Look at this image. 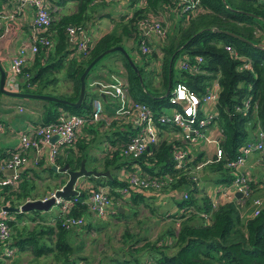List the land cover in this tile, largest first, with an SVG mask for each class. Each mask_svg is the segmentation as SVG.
Listing matches in <instances>:
<instances>
[{
  "label": "trees",
  "instance_id": "trees-1",
  "mask_svg": "<svg viewBox=\"0 0 264 264\" xmlns=\"http://www.w3.org/2000/svg\"><path fill=\"white\" fill-rule=\"evenodd\" d=\"M75 1L76 7L72 13L60 16L56 20L50 16L47 31L52 44L48 49L38 48L37 52L30 56V64L24 66L20 75L21 78L26 73L28 79L19 82L18 90L44 94L46 85L55 82L54 75L62 71L64 79L70 83L71 93L56 97L74 102L78 96L79 76L84 67L102 51L117 45L123 47V41L131 40L133 46L130 51L135 50L137 56L132 53L128 55L138 69L141 82L119 51L110 54L118 58L122 69L120 76L125 81L128 97L146 104L155 116L171 108L167 96L160 97L164 94L168 81L170 89L175 83L180 82L199 96L213 79H217L219 90L213 109L216 114L213 124L220 133L219 146L222 158L217 162L202 165L199 171L211 175L215 184H228L233 174L226 167V162L233 159L240 146L251 141L258 130L264 133V0H198L199 10L175 22L172 19L164 39H157L155 48L149 54L138 51V42L143 38L138 21L144 16H167L166 12L170 18H174L173 12H179L178 0H143L141 6L132 1L129 13L121 14L114 22L112 30L92 41L84 55L68 49L65 28L68 25L84 28L90 18L91 6L97 2ZM133 3L135 6H131ZM225 46H229L236 56L225 50ZM69 53H73V56L67 58ZM197 56L201 57L199 63L195 60ZM182 60L188 63L187 69L179 68V62ZM244 60L250 62L249 69L242 68ZM139 61H143L142 64H139ZM149 61H153L156 66L146 71L145 67ZM98 65L97 61L88 71L85 77L84 96L77 107L41 100L43 109L40 122L41 124L54 122L58 116L66 114L89 116L92 112V101L95 99L101 105L100 119L95 123L86 124L84 126L86 133L79 134L72 144L60 147L52 163L46 162L41 166V160L38 159L35 164L30 160L20 168L16 186L1 187L0 207L3 205L17 207L27 198L30 200L42 198V194L35 191L33 182L39 177L37 171L45 173L51 180L62 177L59 183L53 185L54 188H60L66 173L56 172L52 166L59 168L67 164L68 169L76 170L82 159L84 166L88 160L99 162V169L85 167L86 169L108 170L110 175L88 176L84 182L91 184L93 188L104 187L108 190L109 196L117 198L119 197L117 190L126 186V182L116 172L121 169L132 171L134 168L131 166L136 164L141 175L179 174V177L158 191L129 188L128 202L122 204L121 201L115 211L107 216L108 218L114 216L116 221L124 222L125 211L119 212V208H132L134 214L135 206L148 207L146 198H150L151 193H179L181 190H185L188 196L186 199L180 196L172 197L176 209L184 211L191 208L193 212L189 216L183 212L167 215L166 220L171 222L164 225L165 229L152 241L140 243L136 238L142 236L140 233L125 230L124 237L115 247L119 257L114 263L148 264V261H153L154 264H264V177L257 183H254L251 177L250 196L243 199L242 205L236 198L211 209L207 196L200 198V204L196 203L195 193L198 191L199 178L193 179L196 165L204 163L206 158L203 157V152L191 150L192 146L183 142L179 135L168 136L170 132L178 134L175 128L156 124L155 143L150 144L137 159L122 157L121 146L134 136L137 130L130 122L116 118L114 113L118 102L115 97L105 95L101 98L97 93L93 83L100 81L97 79L105 80L104 76L96 72ZM107 72L118 75L116 68H107ZM153 76L158 77L157 88L151 84ZM246 99L249 103L248 107L244 108L243 102ZM100 126L104 127L101 132ZM96 135L104 144L100 148L103 152L99 158L91 156L88 152ZM175 147L187 149L189 153L188 162L180 170L174 169L171 157ZM7 155L0 150V159ZM80 192L82 196L76 197L78 201L71 207L69 214L82 218L83 223L78 227L81 231L96 224L83 219V216L90 213L81 202L86 192L84 190ZM253 198L261 200L256 215H252ZM201 211L209 214L207 221H202L199 217L198 213ZM241 211L245 215H242ZM30 212V215L26 212L8 213L13 216L7 220L11 229L9 245H14L17 252L28 251L35 257L50 254L52 262L49 264H77L82 259L84 260L80 264H87L85 256H82L77 251L78 247L74 248L72 244L71 238L76 228L65 230L60 227L58 212L52 226L40 224L43 222L42 217L39 219L40 222L34 223L33 215L37 216L38 211ZM26 214L27 222L33 223L31 226L23 220ZM194 216L199 217L201 221L193 224L191 218ZM52 235L53 239L50 237ZM3 245L0 242L1 262L4 257ZM171 248L173 250L168 252L167 249ZM139 250L148 252L149 258L141 260L133 256V251Z\"/></svg>",
  "mask_w": 264,
  "mask_h": 264
},
{
  "label": "built area",
  "instance_id": "built-area-1",
  "mask_svg": "<svg viewBox=\"0 0 264 264\" xmlns=\"http://www.w3.org/2000/svg\"><path fill=\"white\" fill-rule=\"evenodd\" d=\"M21 8L23 6L32 9V27L33 32L30 37V42L20 48L10 59V67L13 79L8 85V89L17 88L14 77H20L22 69L25 66L26 60L30 58L38 48L48 49L52 44L48 34V26L51 21L49 9L44 0H14ZM104 0H96L101 2ZM143 2V0H140ZM179 12L181 18L187 17L189 13L194 14L199 10L198 0H178ZM0 19L11 20V15H6L0 12ZM138 27L143 31V38L138 42V51L142 54H149L152 47L146 41L145 37L148 33H152L156 39L163 40L167 28L160 16H144L138 21ZM65 35L67 39V46L74 53L86 54L88 47L91 44L90 38L85 34L84 28L81 26L68 25L65 28ZM225 50L235 53L229 46L224 47ZM197 63L201 62V57H195ZM180 69H187L189 67L186 61L179 62ZM243 69L250 68V62L244 60L242 63ZM196 70V67H194ZM22 81L28 79V74H24ZM110 83L94 82L99 84V92L102 95L115 97L118 106L115 109L116 118H122L130 122L132 127L136 128L137 133L131 136L130 139L121 146L120 154L124 158L137 159L157 140L156 124L166 125L169 128H175L178 132L179 138L189 144L190 146L199 144L213 145V158H206L204 163L198 164L195 167V176L198 178L199 170L202 165L211 162H217L222 158V150L219 146L220 133L217 131V136L209 134V126L213 124L216 117L213 111L218 95V82L213 79L209 85L205 87L201 95H197L190 90L183 83L177 82L169 90L167 100L170 104V112H163L154 115L151 109L142 102L131 100L126 93V86L124 79L117 75H111ZM249 100L243 102V107H248ZM21 111V108H19ZM101 117V105L98 100L92 101V112L89 116H82L77 114L60 115L54 122L39 124L37 127L30 128L18 135V147L10 152L5 158L0 160V187L2 186H16L19 181V169L26 165L29 160L28 151H31V163L35 164L41 154L42 148L48 146L47 161L52 163L62 146L72 144L75 138L81 134L82 129L86 124L95 123ZM255 153L264 165V133L258 130L255 137L242 144L238 150L237 155L226 162V167L233 174L232 180L228 184H223L222 187L217 188L224 196L226 192H239V204H243V199L250 196V175L244 171L245 161L248 155ZM171 157L174 162V169L180 170L184 168L188 162L189 153L187 149L175 147L171 152ZM132 171L120 170L121 177L124 178L126 186L118 189L119 197L115 198L109 196L108 190L104 187L93 188L87 182L78 180L74 184V188L80 192H86L85 198L81 201L85 204L87 211L95 218L104 219L109 214L113 213L118 207L122 199L128 197L129 188L139 190L158 191L175 181L179 177L177 175H163V176H147L141 175L136 164L132 165ZM12 170V173H9ZM124 176V177H123ZM79 188V189H78ZM60 189V188H59ZM81 193V192H80ZM220 195V194H219ZM53 193L47 197H52ZM182 199H186L188 194L185 190L179 192ZM77 196H70L68 198L54 197L53 206L57 207L59 214V224L65 230L78 228L83 220L81 217L72 216L69 214L71 207L77 203ZM46 198V197H45ZM43 198V199H45ZM42 199V200H43ZM236 199V198H235ZM211 209L217 208L218 201L212 200L208 197ZM261 205V200L253 198L251 206L253 207L252 215H256L258 208ZM185 213L189 216L193 210L191 208L180 209V213ZM199 217L202 221L209 219V214L199 212ZM7 213L0 208V242L3 243L2 255L4 257H11L16 251V247L9 245L11 229L7 223ZM79 264V263H78Z\"/></svg>",
  "mask_w": 264,
  "mask_h": 264
},
{
  "label": "crops",
  "instance_id": "crops-1",
  "mask_svg": "<svg viewBox=\"0 0 264 264\" xmlns=\"http://www.w3.org/2000/svg\"><path fill=\"white\" fill-rule=\"evenodd\" d=\"M49 11H50V16L53 18V20L58 19L60 16L66 15V14H70L75 10L76 7V1L75 0H44ZM114 1L122 3V5L120 4H114ZM129 2L127 3L125 0H104L101 1L99 3H94L92 4L91 8H90V18L89 20L86 22L85 27H84V31L85 34L88 38H90L91 41H96L98 38H100L102 35H104L105 33L109 32L110 30H112L113 24L114 22H116L120 15L123 12L126 11H130V4L132 1H135L137 6H141L143 4V2H141L140 0H128ZM125 2V4H124ZM135 3H133L131 6H134ZM0 12L4 13L6 15H11L12 19L8 20V19H0V67L4 70L5 73V78H4V87L7 90L10 91H18V92H22L18 90V86L15 89H8V85L10 84V81L13 79L12 76V72H11V67H10V59L11 57L23 46L27 45L30 41V37L31 34L33 32V27H32V17H33V13H32V9L30 7L27 6H23L21 8H18L16 2L14 0H0ZM174 13V18H173V22L180 20L181 19V15H178L177 12H173ZM125 14V13H124ZM167 16H165L167 19L170 18V15L168 12H166ZM164 15H160V18H162L163 23L165 24L166 28L168 29V27L170 26V24L172 23L171 21H167L164 19L163 17ZM146 41L150 44V46L152 48H155V42H156V38L152 33H148L147 36L145 37ZM132 42H130L129 40H125L123 41V48L128 52V54L130 55V53H132V55L137 56V53L135 50H131L132 47ZM69 49V47H68ZM73 56V53H69L67 58H70ZM131 57V56H130ZM30 60H26L25 66L30 64ZM143 61H139V64H142ZM155 64L153 63V61H149L148 62V66L145 67V70L147 71L148 69L152 68ZM156 66V65H155ZM116 68V73L118 74L117 76L121 78L120 74L122 72V69L119 65V61L118 58H116L115 55H111L107 60H104V62L99 63L98 68L96 70V72L98 73V75L100 76H104L105 80L102 79H97L103 81V82H108L110 80V76L114 73H108L107 72V68ZM109 75V76H108ZM14 81L16 80L17 85L19 84V82H22V79L20 77H14ZM122 79V78H121ZM95 82H99V81H95ZM151 84L153 87L157 88L158 87V77L157 76H153L151 79ZM66 91H64L62 94L63 95H69L71 93V87L70 84L67 83L66 86ZM97 93H99V96L101 94V92H99V88H97ZM28 93V92H27ZM45 94V93H44ZM3 95V94H2ZM2 99V103L0 105V117L3 119V121L1 122L0 120V150L4 151L6 153V155L9 152H13L14 149H16L18 147V135L24 131L29 130L30 128H34L37 127L39 124H41L40 120L42 119V104L40 103L39 100H33L30 101L27 105L23 104L21 102L22 98H17V97H9L6 95ZM104 96V95H103ZM101 97V96H100ZM102 98V97H101ZM104 98V97H103ZM26 107L28 108V111H26ZM19 108H21V111H19ZM26 111V114H24V112ZM165 112V111H164ZM26 115V116H25ZM120 120H123L122 118H119ZM122 121V122H123ZM40 122V123H39ZM4 124V125H2ZM86 128L82 129L81 134L84 135L86 133ZM217 131L218 128L215 124H211L209 126V134L212 136L217 135ZM174 136V137H178V134H172L171 132L168 134V136ZM95 140L92 142V147L94 148H101L102 144L99 136H94ZM99 139V140H98ZM98 142V143H95ZM98 144V145H96ZM205 144H203L202 146L199 145H194L192 147H190L191 150H196V151H201L203 152V157L205 158H213V154L208 155L207 153L205 154L204 152V147ZM91 146V145H90ZM94 150V149H93ZM96 151V149H95ZM28 156L30 157L29 160H31L32 157V153L31 151H28ZM47 153H48V146H44L42 148L41 154L39 156V160H41V166H43L47 161ZM94 155H99L97 152H94ZM5 157L2 156L1 159H3ZM0 159V160H1ZM30 162V161H28ZM28 162L26 164H28ZM97 164V169L100 168L99 162H94ZM92 168V167H90ZM244 171H246L250 177L253 178L254 183H257L258 181H260L261 178L264 177V165L263 163L260 161V159L258 158V156L255 153H252L250 155L247 156L246 161H245V165H244ZM57 172V171H56ZM40 173V174H39ZM39 177L38 178H32L38 181H48L49 178L45 173L42 172H38ZM42 174H45V177H41ZM116 174H119V176H121L120 171L116 172ZM202 174H206L208 176V179L204 180V181H200L197 184V193H195V197H196V203L200 204V198L202 196H207V198L209 197L212 200H217L218 201V205L224 203V202H230L232 200H234L236 197L234 195V192L232 191H228L226 192V196H224L221 192H219L217 190V188L222 187L223 184H215L211 178V175H208L206 172H202L200 171L198 174V178L202 175ZM124 177V176H123ZM62 178V177H60ZM55 179L51 181V185L52 187H49L50 189H54L53 185L59 183V180ZM78 180V179H77ZM79 181H83V180H79ZM44 189L43 192L41 194H43L44 196V191L46 190H50V189ZM1 190V187H0ZM182 191V190H181ZM220 194V195H219ZM151 196L149 197H154V198H158L159 200H161V202H165L166 204V210H168L167 212L169 214L172 213H180V211L178 209H176L172 197L176 196L177 198L179 197V193L177 192H165V193H154V194H150ZM128 198V197H127ZM124 198L122 199V204L128 202V199ZM239 198V197H238ZM1 199V197H0ZM126 207V206H124ZM122 212L125 211V209H122ZM29 215L31 214L30 211L27 212ZM57 211L52 212V210H50V208L46 211H38L37 216L33 217L35 218L34 223L40 222L39 219L42 217L43 222H40V224L42 223L43 225H53V222L55 220V215H56ZM28 214H26L25 216H27ZM7 218L10 219L11 216H9V214L7 213ZM146 220L148 221H155V217L153 215H151L148 212H146ZM111 219V220H115L116 221V217H110V218H106ZM191 222L193 224H197L199 223L201 220L199 217L194 216L193 218H191ZM91 221H95L92 218H90ZM26 221V220H25ZM24 221V222H25ZM27 222V221H26ZM167 223L166 218L164 219V224ZM33 224V223H32ZM146 226L142 227H137L135 228V231H130V232H138L141 235H146ZM52 237L51 239H53V235L50 236ZM49 241V239L47 240ZM173 249H167V251H172ZM25 252V251H23ZM23 252H19V253H23ZM117 252V251H116ZM117 255H119V252H117ZM22 256V254H21ZM122 256H125L124 254H122ZM133 256H136L138 258H140L141 260H147L148 254L145 255V251L144 250H139V251H133ZM17 259V256L13 257L12 260L14 261L15 259ZM11 260V261H12ZM5 263V262H3ZM0 261V264H3ZM15 264H20V262H15ZM49 264V263H46ZM148 264H154V262H150L148 261Z\"/></svg>",
  "mask_w": 264,
  "mask_h": 264
},
{
  "label": "rangeland",
  "instance_id": "rangeland-1",
  "mask_svg": "<svg viewBox=\"0 0 264 264\" xmlns=\"http://www.w3.org/2000/svg\"><path fill=\"white\" fill-rule=\"evenodd\" d=\"M125 1L127 3L129 2L128 0H125ZM116 3L123 6L122 3L114 1V4H116ZM124 4H125V2H124ZM124 13H129V11L123 12L122 14H124ZM163 17L167 21H171L173 19L172 17L168 18V19L165 16H163ZM129 41L131 42V40H129ZM110 53L105 54L102 57V59L100 61H98V64L101 62H104V60H107L112 55ZM54 77L56 78L55 82L47 84L46 87L44 88L43 92L44 93H51L52 96L63 95L62 93L64 91H66L65 86L69 82H67L64 79L62 71L59 73H56L54 75ZM4 97L5 96L0 94V105H1L2 99ZM30 101H32V99H26V98L21 99V102L25 105H27ZM26 111H28L27 107H26ZM26 111L24 112V114L28 115L27 114L28 112L26 113ZM164 111L170 112V109H165ZM0 120H1V122L3 121V119L1 117H0ZM2 125H4V124H2ZM103 129H104V127L100 126L99 132L103 131ZM215 136H217V135H215ZM95 143H97V142H95ZM94 147H92V145H91L89 147L88 152L91 156H95L96 158H99L101 156L100 153H102L103 151L101 149H99L98 147L97 148H94ZM95 149H96V151H95ZM203 149H204L205 154L207 153V156L210 154L211 155L213 154V145L211 143L205 144ZM94 152H97L99 155H94ZM85 167L86 168H90V167L96 168L97 164L94 163V161L88 160L85 163ZM37 172H39V171H37ZM41 177H45V174H42ZM66 178H67V176H66ZM66 178L64 179V182L66 181ZM79 180H83L81 182H84L85 177L79 178L78 182H79ZM51 181H52L51 179H49L48 181L34 180L33 182L35 185V191L38 192L39 194H41L43 192V190L46 189L47 187L48 188L52 187ZM60 188H61V186H60ZM56 189H59V188H54V189L52 188L50 190L44 191V196L42 194V198H38V199H43L45 197L47 198V196L51 195ZM146 204L148 207H144L142 205L135 206V209H136L134 212V214L136 213L135 216H134V214H132L133 209L126 207L125 208V214H124L125 215L124 218H126V219H124L125 220L124 222L115 221V220H111V219L107 220L106 218H108V217H105L104 219L101 220L99 218H95L91 214L83 216V219L85 221H86V219L90 220V218L95 220L92 222H94L93 224H96V226L90 227L88 229H84L81 231L78 228H76L74 235L71 238L74 248L78 247L77 251L82 256H85V261L87 264H118L117 262L114 263V261H116L119 257L117 255L115 247L117 246V244H119L122 237H124L123 233L125 232V230L135 231V228H137V227L143 228L144 226H146V231H145L146 235L136 236V238L139 239V241L141 243L143 241L144 242L145 241H152V239L156 238L159 235V233L163 229H165V228H163L164 225L169 224V222H171L170 220H168L167 223L164 224V219L167 218V215H169V213L167 212L168 210H166L167 208H166V204L164 201L161 202V200H159L158 198L150 197V198H146ZM50 210H52V212L54 214V212L57 211V207L51 206ZM148 211L151 215H153L155 217V221H149V223H148V221L146 220L147 219L146 218V212H148ZM241 214L245 215L242 211H241ZM9 216L13 217L12 215H9ZM23 220L28 221L27 217L25 215L23 217ZM26 221H25L26 224H29L30 226L32 225V223L26 222ZM125 236H126V234H125ZM21 254H22V256H21ZM147 254H148V252L145 251V255H147ZM15 256H17V259L14 258L15 260L13 261L12 258ZM83 260L84 259H82L81 261H83ZM81 261H79L78 263L80 264ZM3 262H5V263H3ZM15 262H20V264H46V263L52 262V257L50 254L35 257L28 251H25L23 253H19V252H17V250L14 253V255L11 257H2V263L3 264H15Z\"/></svg>",
  "mask_w": 264,
  "mask_h": 264
},
{
  "label": "water",
  "instance_id": "water-1",
  "mask_svg": "<svg viewBox=\"0 0 264 264\" xmlns=\"http://www.w3.org/2000/svg\"><path fill=\"white\" fill-rule=\"evenodd\" d=\"M215 31V29H212ZM255 47H259L258 45H255ZM113 51H119L127 60L129 66L131 69L134 71V73L137 75L139 82H141V77L139 75L138 69L136 68L133 60L129 57L128 53L124 50V48L120 45L110 47L98 55H96L83 69L79 76V90H78V96L77 99L74 102H70L66 99L63 98H58L56 96L48 95V94H34V93H27V92H18V91H10L7 90L4 87V78H5V73L4 70L0 67V93L9 97H17V98H26V99H33V100H44V101H51V102H56L60 104H66L72 107H77L80 102L83 99L84 96V91H85V77L88 73V71L93 67V65L99 61L105 54H108ZM95 86L99 88V84L95 83ZM170 90V82L168 81L167 87L165 89V92L162 96L160 97H166L167 94L169 93ZM100 96L103 98L104 96L100 94ZM52 169L55 171H61L66 173V181L63 183L60 189H56L53 192L52 197H47L45 199H26L22 204H20L17 207H8L6 205L1 206L0 208L4 210L6 213L10 212H28V211H46L48 210L51 206H53L54 202V197H62V198H68L70 196H82V193L78 192L74 188V184L76 183L77 179L82 178V177H88V176H93V177H98V176H107L109 177V172L108 170L105 171H96V170H88L84 166V159L80 161L79 167L76 170H70L68 169V165L64 164L62 167H56L55 165L52 166ZM13 171L10 170L9 173H12ZM208 179V176L206 174H202L199 177L200 181H204ZM235 197L238 198L240 197L239 192L234 193ZM119 212H122V210L119 208Z\"/></svg>",
  "mask_w": 264,
  "mask_h": 264
}]
</instances>
